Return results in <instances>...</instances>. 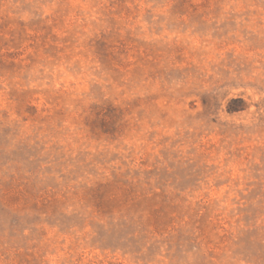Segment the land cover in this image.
Here are the masks:
<instances>
[{
    "label": "rangeland",
    "instance_id": "rangeland-1",
    "mask_svg": "<svg viewBox=\"0 0 264 264\" xmlns=\"http://www.w3.org/2000/svg\"><path fill=\"white\" fill-rule=\"evenodd\" d=\"M0 264H264V0H0Z\"/></svg>",
    "mask_w": 264,
    "mask_h": 264
}]
</instances>
